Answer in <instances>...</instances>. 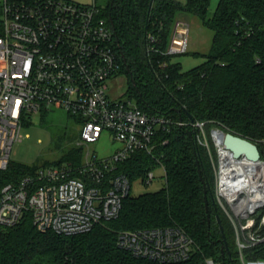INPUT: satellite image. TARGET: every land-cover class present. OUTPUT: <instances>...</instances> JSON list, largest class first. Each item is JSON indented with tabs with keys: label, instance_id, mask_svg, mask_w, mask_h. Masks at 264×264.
Instances as JSON below:
<instances>
[{
	"label": "built area",
	"instance_id": "1",
	"mask_svg": "<svg viewBox=\"0 0 264 264\" xmlns=\"http://www.w3.org/2000/svg\"><path fill=\"white\" fill-rule=\"evenodd\" d=\"M101 14L95 2L0 0V174L9 166L24 118L55 108L79 121L82 143H96L108 134L121 145L109 159L87 152L80 166L39 167L0 187V230L30 214L42 233L90 232L117 219L131 194L132 182L118 172L119 164L137 153L155 158L156 134L170 120L149 115L130 99L108 96L107 83L121 65L114 29ZM177 28L183 30L180 24ZM174 45L170 54L183 51L173 50ZM192 125L200 130L198 140L215 167L216 200L246 264L245 251L264 244V155L258 163L236 159L224 148L220 129L209 137L204 124ZM154 179L150 171L142 182L150 185ZM117 245L160 264L186 262L196 250L194 240L178 227L122 231Z\"/></svg>",
	"mask_w": 264,
	"mask_h": 264
},
{
	"label": "trees",
	"instance_id": "2",
	"mask_svg": "<svg viewBox=\"0 0 264 264\" xmlns=\"http://www.w3.org/2000/svg\"><path fill=\"white\" fill-rule=\"evenodd\" d=\"M211 1L108 0L101 16L115 32L121 65L116 75L126 74L139 109L170 120L155 137L165 187L129 195L117 219L83 234L42 233L26 214L16 226L0 230V264H160L119 248L117 237L122 231L167 227L182 229L196 245L192 257L179 264H243L233 226L216 200L208 151L192 124H204L209 137L220 129L247 139L264 155V0H218L209 17ZM184 15L198 17L214 33L210 52L194 54L204 62L188 71L167 53ZM151 161L137 153L119 164L118 172L133 182L146 176ZM197 162L208 186L210 226ZM57 163L27 166L10 161L0 174V187L17 183L39 167L80 166L82 150L69 149ZM245 260L264 262V244L246 250Z\"/></svg>",
	"mask_w": 264,
	"mask_h": 264
},
{
	"label": "rangeland",
	"instance_id": "3",
	"mask_svg": "<svg viewBox=\"0 0 264 264\" xmlns=\"http://www.w3.org/2000/svg\"><path fill=\"white\" fill-rule=\"evenodd\" d=\"M72 1L83 5H92L95 2L102 10L108 5V0ZM178 1L185 2L186 0ZM217 4L218 0L211 1L209 17H211L216 10ZM179 23L188 24V32L186 34V31L180 30L178 38H176L175 30ZM179 23L175 26L167 53L170 54L172 44L175 43L176 39V44H181L180 48L186 43V48L182 52L172 53V55H175L173 56V62L180 63L183 70L188 71L204 62L205 59L203 57L194 54L207 55L210 52L214 33L205 27L202 21L196 16H180ZM183 32L185 33V38H183ZM107 85V93L112 100L130 99L134 105H137L135 98L131 97L129 79L126 74L120 73L114 76L108 81ZM81 130L80 124L62 109L55 108L50 111L31 114L23 120L21 138L13 146L11 161L27 166L55 165L63 158L64 154L68 153L69 149L74 148L82 150V162L85 161L87 152L91 155H96L100 159H109L121 148V145L115 143L108 134H104L96 143H82L80 137ZM156 142L157 141H155V143ZM149 157L153 161L150 162V169H148V172L152 171L155 179L150 185H144L141 178L134 181L132 180V191L130 194L132 197H137L144 193L157 192L165 187V171L156 155V148L154 150L155 158ZM64 164L67 163H63V165ZM212 170L215 173L216 170L213 164ZM225 217L227 218L226 214ZM227 220L229 219L227 218ZM255 263L256 262L246 261V264ZM261 263L264 264V262Z\"/></svg>",
	"mask_w": 264,
	"mask_h": 264
},
{
	"label": "water",
	"instance_id": "4",
	"mask_svg": "<svg viewBox=\"0 0 264 264\" xmlns=\"http://www.w3.org/2000/svg\"><path fill=\"white\" fill-rule=\"evenodd\" d=\"M179 24L184 31H187L188 24H186V23H179ZM219 133L223 137L222 138V144H223L224 148L226 150L230 151L233 154L234 158L239 159L241 157H245L249 161L254 162V163H258L261 161L262 153L256 144L252 143L251 141H249L247 139L235 136L231 133H225L222 130H219ZM189 135L191 136V133H189ZM197 170H198L200 182L204 186L205 207H206V212H207L208 225L210 226L211 216L209 213L208 186L203 179L199 162H197ZM213 200L214 199L212 198V201ZM217 218H218L219 224H221L219 217H217ZM223 239H224L225 246L227 248L225 235H223ZM222 253L224 254V249H222Z\"/></svg>",
	"mask_w": 264,
	"mask_h": 264
},
{
	"label": "crops",
	"instance_id": "5",
	"mask_svg": "<svg viewBox=\"0 0 264 264\" xmlns=\"http://www.w3.org/2000/svg\"><path fill=\"white\" fill-rule=\"evenodd\" d=\"M179 29L177 28L176 30H175V37L176 38H178V33H179ZM187 32H188V29H187V31H186V34H187ZM184 33V32H183ZM183 38H185V33H184V35H183ZM177 42V41H176ZM186 42H187V39H186ZM176 46L178 47V48H180V46H181V44L180 45H177L176 44Z\"/></svg>",
	"mask_w": 264,
	"mask_h": 264
},
{
	"label": "bare ground",
	"instance_id": "6",
	"mask_svg": "<svg viewBox=\"0 0 264 264\" xmlns=\"http://www.w3.org/2000/svg\"><path fill=\"white\" fill-rule=\"evenodd\" d=\"M176 41H177V39H176ZM176 41H175V45H174L173 50L180 51V50H184V49L186 48V43L182 46V48H178V47L176 46Z\"/></svg>",
	"mask_w": 264,
	"mask_h": 264
}]
</instances>
